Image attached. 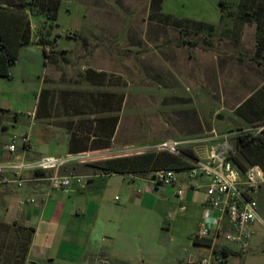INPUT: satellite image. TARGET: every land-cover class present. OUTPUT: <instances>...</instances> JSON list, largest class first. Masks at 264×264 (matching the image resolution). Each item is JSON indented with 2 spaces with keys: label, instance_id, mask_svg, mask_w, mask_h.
I'll use <instances>...</instances> for the list:
<instances>
[{
  "label": "rangeland",
  "instance_id": "rangeland-1",
  "mask_svg": "<svg viewBox=\"0 0 264 264\" xmlns=\"http://www.w3.org/2000/svg\"><path fill=\"white\" fill-rule=\"evenodd\" d=\"M151 1L63 0L55 24L48 23L37 9L31 11V43L22 47L10 77L0 76V167L40 157H71L68 144L72 132L78 133L92 148L104 145L105 139L92 140L97 133L103 136L108 133L109 127H105L100 119L117 114L122 122L110 147L78 153L83 156L64 165L59 170L61 175L88 176L94 171L86 166L89 163L146 154L147 147L156 146L162 140L184 138V131L194 127L199 119H206L219 136L235 134L236 137L243 132L257 135L262 131L264 91L257 94L252 108L246 107L242 111L250 122L243 120L229 107L242 100L248 86L238 90L231 83L226 86L225 77L217 68L212 73L210 69L207 74L198 57L190 59L192 50L177 49L179 44L190 46L191 40L202 47L207 40L223 37L227 31L221 28L225 22L222 23L220 4H228L230 10L241 0L163 1V14L212 24L217 28L214 33L186 21L180 29L151 20ZM236 19L233 23L229 20L233 33L240 31L243 24L242 19ZM45 50L50 53L49 62ZM255 61L264 64V51ZM173 67L185 75H169ZM89 68L108 73L104 86H94L87 80ZM194 73L196 79L192 77L195 81H190V74ZM205 74L212 77L210 92L198 89L197 83L206 77ZM44 89L50 90L49 110L47 97L46 103L40 102ZM224 89L228 97L226 104L222 101ZM104 93H114L116 97L103 96ZM121 94H125L121 112H101L103 102L108 99L113 109H117ZM221 107L223 110L218 117L214 112ZM13 139L17 151L11 155V160H7L10 155L6 146ZM24 139L27 147H31L27 153ZM239 151L237 149L236 154ZM7 172L0 173V180L9 181L5 185L8 193L2 197L7 204L0 202V221L12 224L18 220L8 213L9 207L22 197L19 191L26 184L20 188L12 175L10 178L4 176ZM185 174L181 173L180 177ZM131 177L136 178L134 182ZM131 177L125 180L121 176L111 178L112 182L123 181L130 185L129 188L103 183L105 186L96 183L98 179L92 182V188H98L101 200L105 199L108 213L112 214L116 224L107 234L103 231L105 238L99 232L101 229L93 233L92 226L86 225L85 234L89 233L90 239L83 247L75 236L78 232L75 228L80 229L81 234L83 227L74 218L62 239L67 248L72 246L69 257L73 259L67 261L60 253V259L57 256L53 262L37 260V264H192L193 256L196 261L208 258L212 248L195 241L205 211L201 205L203 195L197 194L194 202H181L173 188L147 192L145 187L151 182L149 177ZM83 178L88 184V179ZM76 187L78 184L74 181L67 192ZM123 188H128L131 197L127 204L123 196L127 190ZM139 190L142 195L138 194ZM27 197L22 201L23 205H38L42 200ZM115 198H119V202L115 203ZM256 200L263 221H259L251 234L250 253L232 256L229 264H264V184ZM88 223L92 224L91 221ZM69 229L74 230V235ZM49 236L41 229L34 243L43 247ZM61 236L58 232V240ZM55 246L47 243V249L52 253L57 250Z\"/></svg>",
  "mask_w": 264,
  "mask_h": 264
},
{
  "label": "crops",
  "instance_id": "crops-1",
  "mask_svg": "<svg viewBox=\"0 0 264 264\" xmlns=\"http://www.w3.org/2000/svg\"><path fill=\"white\" fill-rule=\"evenodd\" d=\"M229 20L233 23L234 19L232 17L227 18L226 16V18L223 20V15H222V23L223 22L225 23L221 25V28L224 29L223 30L224 32L227 31L224 33L223 37L213 38L211 39V41L207 40L206 44L204 43L202 47L197 45V42H195L194 40H191L190 42H194V45L191 44L190 46L187 45L181 46L179 44L177 49L181 51L186 49L192 50L193 54L189 56L190 59L191 58L195 59L198 57L199 61L203 62L202 66H204L205 73L207 74L210 71V69L212 73L213 69L217 68L218 71L221 73V75L222 74L224 75L225 77L224 79L227 82L226 86L229 83H231L233 85H236L237 90L248 86L247 94H245L242 100H238L229 107L231 112L235 116L239 117L240 115L237 114L238 108L244 105L246 101H248L251 97L264 91V64L255 61L258 50L257 40H256V33H257L256 24L254 22H243L242 26H240L241 28L239 27L240 31H237V33H233V31H231L233 29L231 23H229ZM168 74L174 76L175 75L177 76L178 74L180 77H183V75H185V74H181L180 71L176 70L174 67L172 70L168 72ZM207 74H205L206 77H203L201 82L197 83V85L199 90L203 89L205 91L208 90L210 92L212 77ZM190 76H191L190 81L196 79L195 73L193 75L190 74ZM223 93L224 96L222 101L224 104H226L228 101V97L225 93V89ZM222 110L223 107L215 111L214 114L219 117L221 116ZM240 118L245 120L242 116H240ZM121 122H122V118L120 119L119 124L117 126L114 140H116ZM213 132H215V129L211 127L210 123L206 119L203 120L199 119L198 121H196V125L194 127L184 131V133H186V136L184 138H178V139L174 138L172 140L198 139L210 135ZM162 141H166V140H162ZM7 160H11V157H8ZM30 173L33 172L31 171L25 173L26 177L30 176L32 178L29 179L30 181L25 183L26 184L25 187L19 191V194H21L22 197H19L17 201L15 200L16 204L15 202L12 203V205H10L8 210V213L11 215L13 219L22 222L26 226L35 228V234L33 237V241L28 256V264H37L36 262L37 260L40 262L42 261L45 262L47 259H50L53 262L55 258H57V256L60 259L59 256L60 253H62L61 254L62 258H65V260L67 261H71L73 258L71 259V257H69V252H71L70 248H72V246L70 245V247L67 248L66 243L63 242L62 239L64 238L63 236L65 234L67 225L71 223L74 218H77V221L79 222L78 224L81 225V227H83L81 234H79L80 229L75 228L78 231L77 233H75V236L79 241L83 243L82 245L83 247L85 246L84 244L86 243V240L90 239L89 233L85 234L86 228L84 227L86 225L92 226L93 233H98V231L101 229V231H99L101 233V236L104 234L103 231H105V233L107 234L110 231V229H114V226L116 224L115 222H113L114 221L113 217H111L112 214H109L110 211L108 210L109 209L108 206L105 204V199L101 200L102 195L101 193H99L98 188L95 187L92 188V182L98 179V182L96 183H100L102 185L105 184L110 185L111 183L113 185L120 184L118 186L120 187L124 186L129 188L130 185L125 184L123 181L121 183H116L114 181L112 182L111 178H113V176H121L124 178L123 180H125L128 177H131V175H120V174H116V175L92 174L88 176L85 175L82 177H86L88 179V184L86 185V187L81 188L78 185V187L72 189L68 193L67 192L68 189L66 190L52 189L51 187H49L48 182L42 181L40 180V178L30 175ZM5 174L7 175L4 176H8V178H10L12 175V173L9 172ZM185 175H186L185 177H180L181 181L183 183H190L188 174L186 173ZM131 179L134 182L136 178L131 177ZM7 182H9L7 181V179L0 180V202L3 201L2 197L8 193L7 191L8 189L5 187V185H7ZM200 182L204 186L207 181L205 180ZM128 188L127 189L123 188L124 190H127L123 194L125 203L131 200V197L129 196ZM152 189H153L152 184L149 181V184L145 187V190L147 192H154ZM199 193L203 195L201 201V205H203V201L205 199L204 187H201L197 190H189L186 193L184 200L182 201L180 199L179 200L181 202H184L185 200L187 202L188 201L194 202L196 201V196ZM138 194L142 195L143 192ZM27 195L28 197H35V198L40 197L42 198V200L38 205H36L37 203H34V205L32 203L29 204L26 203V205L25 204L23 205L22 201L26 199L25 197ZM48 196L50 197V199L49 198L47 199ZM119 200H120L119 198L118 200H116L115 198V203L119 202ZM3 202L7 204L6 201ZM88 221H91L92 224L88 223ZM258 223L259 221L255 222L250 226L249 230L251 234L253 233L256 226H258L257 225ZM41 229L44 230L46 236L47 233H49L50 235L49 238H46V244L43 247L34 243ZM69 231L71 232L72 235H74V230L69 229ZM58 232L62 234L59 240H58ZM106 234L103 235V238L106 237ZM56 238L57 240L56 242H54ZM49 242L56 244L55 249L57 250L54 251V253H52L50 250L47 249V243ZM193 261H195L194 256L191 258V263Z\"/></svg>",
  "mask_w": 264,
  "mask_h": 264
},
{
  "label": "trees",
  "instance_id": "trees-1",
  "mask_svg": "<svg viewBox=\"0 0 264 264\" xmlns=\"http://www.w3.org/2000/svg\"><path fill=\"white\" fill-rule=\"evenodd\" d=\"M164 0H152L151 20L172 24L182 29L185 21L197 26L201 30L207 29L211 33L217 31L212 24L205 22L180 20L162 13ZM63 0H0V76L10 77L11 68L16 64L22 47L31 43L32 25L30 20L31 11L37 9L48 23H57L59 12ZM223 12V20L229 17L233 19H242L243 22H254L256 24V40H257V56L264 51V0H241L234 9H228V4L222 2L220 4ZM236 19V20H237ZM40 43H43V41ZM44 45L47 42L43 43ZM193 44L194 42H189ZM45 56L49 62L50 53L46 50ZM108 73L105 71H97L89 68L86 72L87 80L94 86H104L107 82ZM49 89L41 92L40 102L46 103L49 110ZM261 95V94H260ZM103 96L116 97L114 93H104ZM257 95L251 97L244 105L237 110V114L242 116L246 121L250 119L244 117L242 111L246 107L254 105ZM109 100V101H108ZM103 102L101 112H121L125 101V94H121L119 98V106L113 109L110 99ZM49 117V115H47ZM105 123V127H109L107 135L97 133L94 139H105L104 145L92 148L85 144L76 132H72L68 144L70 154H78L89 151L91 149L108 148L115 135L117 126L120 121V115H112L100 119ZM105 129V128H104ZM69 130H72L69 127ZM104 131V130H103ZM105 137V138H104ZM236 149L240 151L233 156L234 163L245 171L249 166L259 164L264 168V127L259 134L251 132H243L234 138ZM94 175H134L147 176L151 172L160 170L182 171L189 168L190 164L182 157L175 156L168 152H149L143 155L118 157L103 161L89 163ZM77 168V167H75ZM30 175L40 178L44 176L42 171H33ZM35 234V228L29 227L14 221L8 224L0 221V264H27L31 244ZM196 244H204L210 246L211 242L206 239H199L196 236ZM227 255L228 252L226 251Z\"/></svg>",
  "mask_w": 264,
  "mask_h": 264
},
{
  "label": "built area",
  "instance_id": "built-area-1",
  "mask_svg": "<svg viewBox=\"0 0 264 264\" xmlns=\"http://www.w3.org/2000/svg\"><path fill=\"white\" fill-rule=\"evenodd\" d=\"M234 138L235 134L219 136L213 132L198 139L166 140L146 148L147 153L168 152L182 157L190 164L189 168L182 171L160 170L147 174L154 187L153 191L173 188L174 195L182 201L189 190L205 188V212L197 237L211 242L209 247L212 248V254L201 261L195 260L192 264H229L231 256L250 253L249 228L261 221L256 196L264 184V168L255 164L242 171L233 161L237 150ZM25 143L27 141L24 139V146ZM6 150L10 157L17 151L15 139L6 146ZM24 150L27 153L31 151V147ZM82 156L72 154L68 158L49 156L34 161L23 160L0 167V173L8 170L20 188L32 178L26 177L25 173L37 170L44 172L40 180L48 182L52 189H69L74 181L85 188V178L59 173L64 165ZM182 172L188 174L190 183L181 181ZM205 180L207 182L203 186L200 181ZM138 193L142 191L139 190Z\"/></svg>",
  "mask_w": 264,
  "mask_h": 264
}]
</instances>
